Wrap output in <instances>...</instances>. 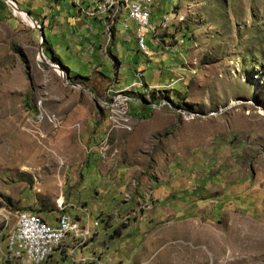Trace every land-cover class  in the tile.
<instances>
[{
    "label": "rangeland",
    "instance_id": "374dc122",
    "mask_svg": "<svg viewBox=\"0 0 264 264\" xmlns=\"http://www.w3.org/2000/svg\"><path fill=\"white\" fill-rule=\"evenodd\" d=\"M51 1L34 7L65 14L69 0ZM14 9L0 0V264H31L9 249L29 211L77 213L86 231L44 264H264V0H158L153 70L171 62L172 80L139 71L140 91L113 98L116 73L62 67L65 83ZM125 63L130 82L144 54Z\"/></svg>",
    "mask_w": 264,
    "mask_h": 264
},
{
    "label": "crops",
    "instance_id": "0c3cea01",
    "mask_svg": "<svg viewBox=\"0 0 264 264\" xmlns=\"http://www.w3.org/2000/svg\"><path fill=\"white\" fill-rule=\"evenodd\" d=\"M12 1L18 5L16 1ZM91 1L92 0H81V2L76 5L73 0H69L68 6L65 8V14L62 11H57L56 8L51 6H39L36 8L34 7L36 0L30 1L31 15L33 14L32 11H40L41 8L45 10L44 15H33H35L36 21H39V24L43 26L45 34L43 45L46 46L47 56L64 69H67L69 74L74 78L86 77V74L92 73L110 80L116 73L118 78L112 79V85H109L110 87L107 88L106 92L109 96L111 95V97L117 92L129 90L131 87L135 88L136 91H140L139 84L142 80L136 74L139 71L142 72V78L146 85L164 88L167 83L172 80L168 72L173 68L171 62H169L166 63L167 70L165 74H157L158 72L156 73L153 70L156 62L155 60L162 57V55H158L162 49V38L157 35V25L152 22L145 43L147 53H143L137 48L135 26L131 20L126 18V11L121 10V13L118 12L116 14L117 16L115 15L114 17H89L85 15L83 9L92 5ZM157 1L158 0H156L154 4ZM49 2L51 3L52 1L49 0ZM92 7L94 6H90V8ZM125 24L128 25L127 28H125ZM46 31L49 33V37L46 35ZM148 44H150V48ZM135 52L144 54L145 64L143 63L138 67L135 66L133 70V80L129 82L127 78L129 69L127 66L126 68L124 64H126L125 60L127 54H135ZM68 55L74 56L79 60L86 59L89 61L90 67L84 73V76L72 71L71 68L61 63L64 61V57H68ZM150 62H152V66H149ZM161 71H164V69H161ZM30 112L32 115H35L37 112L36 107H31ZM58 118L60 120V117ZM40 215L44 217L42 214ZM72 215L83 223L77 213H72ZM56 218L57 216L53 222L50 220H48V222L55 225ZM74 246V240L68 237L61 248H59V251L62 249H74Z\"/></svg>",
    "mask_w": 264,
    "mask_h": 264
},
{
    "label": "built area",
    "instance_id": "2783aa9c",
    "mask_svg": "<svg viewBox=\"0 0 264 264\" xmlns=\"http://www.w3.org/2000/svg\"><path fill=\"white\" fill-rule=\"evenodd\" d=\"M155 1L136 0L132 7H127L126 18L134 23L135 33H141L144 51H146L145 43L148 38L149 9H152ZM10 2L14 3L12 0ZM91 3L92 5L90 6H94L93 0ZM90 6L83 9L85 15L93 18L100 17L98 13H90ZM127 27L128 25L125 24V28ZM118 96H122V93H116L112 98ZM36 115L37 120H40L37 112ZM85 234L86 231L83 229L80 221L68 211L57 215L55 225L43 224L41 219L34 218L33 212H22L21 235L17 239H12L9 249H15V242H26L28 250L34 255V263L44 264L68 237H71L74 243H76Z\"/></svg>",
    "mask_w": 264,
    "mask_h": 264
},
{
    "label": "bare ground",
    "instance_id": "6f19581e",
    "mask_svg": "<svg viewBox=\"0 0 264 264\" xmlns=\"http://www.w3.org/2000/svg\"><path fill=\"white\" fill-rule=\"evenodd\" d=\"M101 1H102V3H101ZM135 1L136 0H124V1H122V0H93L94 7L90 8V13H98V16H101V17H104V16L114 17L121 10H124V11L127 12V7H132L133 3H135ZM98 6H99V9H98ZM12 7L18 9V7H17V5L15 3H13ZM17 9H14L15 13L18 14L19 12H21L22 14H24L25 21L27 23H30V25H33L32 21H31V19H29L28 15L24 11L17 10ZM151 25H152V13H151V9H149V28H147V36H148V31H149ZM135 38H136V44H137L138 50L143 52V53H147L146 51H144V44L142 43L141 33H135ZM40 58L44 59L42 56ZM39 117H42V116L39 115ZM59 202H62V200L60 199ZM63 213H66V211L63 212ZM63 213H61V214H63ZM33 216H34V218L41 219V221L45 225H52L50 222H48V220H46L44 218H41V217H39V216H37L35 214H33ZM21 222H22V213H20L19 216H18L17 225H16L15 231H14L12 237H11L10 244L12 242V239H17L21 235ZM11 253H12V256H14L17 259H22L24 257V259L29 261L31 264H35L34 263V255H33V253L30 250H28V244H26V242H15V249H12Z\"/></svg>",
    "mask_w": 264,
    "mask_h": 264
},
{
    "label": "water",
    "instance_id": "95a60500",
    "mask_svg": "<svg viewBox=\"0 0 264 264\" xmlns=\"http://www.w3.org/2000/svg\"><path fill=\"white\" fill-rule=\"evenodd\" d=\"M8 3L12 4L9 0H6ZM13 5V4H12ZM18 10H21L19 7H18ZM25 12V11H24ZM28 17H30L32 23H33V26L37 27L41 33V36L43 38V41L45 39V34H44V30H43V27L41 25H38V22L36 21V19L31 15L30 12H25ZM53 68H55L57 71H59L61 73V77L64 78V81L66 83V74L64 73V70L61 66H54V65H51Z\"/></svg>",
    "mask_w": 264,
    "mask_h": 264
},
{
    "label": "trees",
    "instance_id": "16d2710c",
    "mask_svg": "<svg viewBox=\"0 0 264 264\" xmlns=\"http://www.w3.org/2000/svg\"><path fill=\"white\" fill-rule=\"evenodd\" d=\"M43 27V26H42ZM131 113V112H130ZM132 114V113H131Z\"/></svg>",
    "mask_w": 264,
    "mask_h": 264
}]
</instances>
